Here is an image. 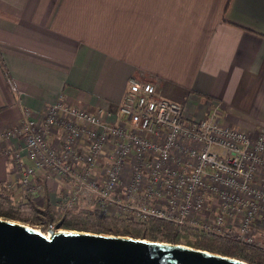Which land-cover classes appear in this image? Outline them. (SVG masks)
<instances>
[{"label":"crops","instance_id":"0c3cea01","mask_svg":"<svg viewBox=\"0 0 264 264\" xmlns=\"http://www.w3.org/2000/svg\"><path fill=\"white\" fill-rule=\"evenodd\" d=\"M128 78L155 81L191 119L216 104L221 125L254 134L264 127V0H0V131L22 109L42 118L58 95L114 111ZM9 149L0 139V182L16 186ZM32 178L42 183L40 171ZM46 186L50 200L68 188Z\"/></svg>","mask_w":264,"mask_h":264},{"label":"built area","instance_id":"2783aa9c","mask_svg":"<svg viewBox=\"0 0 264 264\" xmlns=\"http://www.w3.org/2000/svg\"><path fill=\"white\" fill-rule=\"evenodd\" d=\"M0 139L10 144L22 191L41 188L32 178L37 171L44 183L66 182L60 208L139 223L160 219L264 249V127L250 134L221 125L216 104L191 119L150 81L128 78L114 111L90 112L58 95L42 118L22 109Z\"/></svg>","mask_w":264,"mask_h":264},{"label":"water","instance_id":"95a60500","mask_svg":"<svg viewBox=\"0 0 264 264\" xmlns=\"http://www.w3.org/2000/svg\"><path fill=\"white\" fill-rule=\"evenodd\" d=\"M34 229L0 219V264H248L182 244L71 230L45 239Z\"/></svg>","mask_w":264,"mask_h":264},{"label":"trees","instance_id":"16d2710c","mask_svg":"<svg viewBox=\"0 0 264 264\" xmlns=\"http://www.w3.org/2000/svg\"><path fill=\"white\" fill-rule=\"evenodd\" d=\"M39 185L43 188L42 197L40 203H36L33 193L22 191L14 184L0 182V217L26 223L40 231L53 225L56 229L182 244L248 264H264V249L240 242L228 234H201L155 218L139 223L102 216L95 210H67L56 206L57 200L51 203L44 181Z\"/></svg>","mask_w":264,"mask_h":264},{"label":"rangeland","instance_id":"374dc122","mask_svg":"<svg viewBox=\"0 0 264 264\" xmlns=\"http://www.w3.org/2000/svg\"><path fill=\"white\" fill-rule=\"evenodd\" d=\"M142 80H145V79H142ZM145 81H148V80H145ZM152 83H154V84H156L155 83V81L154 82H152ZM42 187L38 190V191H34L33 192V198H34V200H35V202L36 203H40V200H41V197H42ZM63 193V192H62ZM59 191L57 192H54V195L52 194V200H51V203L52 202H55V200H56V198L59 196ZM0 219H4V220H9V221H13V222H17V223H21V222H18V221H14V220H10V219H6V218H2V217H0ZM22 224H24V225H28V224H26V223H22ZM28 226H31V225H28ZM31 227H33V226H31ZM33 228H35V227H33ZM35 229H37V228H35ZM39 230V229H38ZM57 230H62L63 231V229H57ZM67 231V230H66ZM42 233H44V230L43 231H41ZM45 235H46V233H44Z\"/></svg>","mask_w":264,"mask_h":264},{"label":"bare ground","instance_id":"6f19581e","mask_svg":"<svg viewBox=\"0 0 264 264\" xmlns=\"http://www.w3.org/2000/svg\"><path fill=\"white\" fill-rule=\"evenodd\" d=\"M34 231H36L38 234H40L41 236H43L45 239L48 237L47 234L45 235V234L42 233L40 230L34 229ZM59 231H62V230H59Z\"/></svg>","mask_w":264,"mask_h":264}]
</instances>
